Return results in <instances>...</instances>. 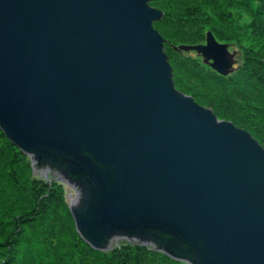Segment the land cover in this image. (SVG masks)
Here are the masks:
<instances>
[{
    "label": "water",
    "instance_id": "95a60500",
    "mask_svg": "<svg viewBox=\"0 0 264 264\" xmlns=\"http://www.w3.org/2000/svg\"><path fill=\"white\" fill-rule=\"evenodd\" d=\"M157 0H0V132L74 193L79 238L184 264H264V149L179 92ZM179 45L216 74L235 53Z\"/></svg>",
    "mask_w": 264,
    "mask_h": 264
},
{
    "label": "trees",
    "instance_id": "16d2710c",
    "mask_svg": "<svg viewBox=\"0 0 264 264\" xmlns=\"http://www.w3.org/2000/svg\"><path fill=\"white\" fill-rule=\"evenodd\" d=\"M220 0H202L201 2H197L195 0H157L156 2H153L152 5H157L158 9H160L163 12V18L161 21L156 22L154 24V28L157 30V32L162 36H169L164 31H162V28L164 30H169L170 28L172 30H175L176 28V21H170L167 22L164 20V17L170 16L174 11L170 9V7H174V10L180 9L178 5L184 4V6H192L196 7L198 12L205 17L212 19L215 24L217 17L223 16V19L221 23V26L219 28H211L214 36L218 40L224 41V43L227 44H233L237 40L240 41L242 37L246 36L248 33V25H244L243 27L240 26L239 22H237V19L230 16V14L227 13V10H224L225 12L221 11V4L219 2ZM228 3H233V1L236 0H225ZM244 2L241 3L239 6V12L243 14L244 12L248 11L251 14L254 15L256 10H253V3L248 0H243ZM171 4V5H170ZM256 14V13H255ZM228 17H227V16ZM227 19H226V17ZM222 18V17H221ZM221 20V19H220ZM264 18L258 15L257 22L260 26V31L256 34V36L259 37V39L264 38V32L261 31V29L264 31ZM162 24V25H161ZM219 24V23H218ZM162 26V28L160 27ZM178 31L176 34H172L170 38H174L173 40L176 41L175 43L178 44H191V45H198V39L199 37L193 38L191 36V39H183V37L189 35L187 31L183 30ZM164 39V38H163ZM165 40V39H164ZM166 40L164 45L166 44ZM264 46V43H263ZM165 48V46H164ZM165 51V50H164ZM166 54V53H165ZM168 57V56H167ZM264 61L262 60H253V63L256 67H259L260 69H264ZM172 68V67H171ZM174 69L172 68V72ZM187 73L190 75V79L195 80L198 85L205 86L207 85V89L209 90L212 86H217L219 91L224 95L227 90L230 92L229 98L232 99L234 96L241 100H245V105L248 106L251 109H254L257 111L260 115L264 116V86H260L258 82H256L254 74L247 73V71L242 70L240 74L237 76V78H227L222 77L215 72L207 71L203 72L196 66L188 65L186 68ZM177 80L179 81L176 76H174L173 72V82L175 85V88L187 95H191L190 97L193 98V100L200 106L204 107H211L212 112L214 115L218 118L219 115L216 111L218 110V105L213 101V99L209 98L205 95H200L197 92H195L192 88H187L183 85H178ZM237 80V81H236ZM252 80V82H250ZM181 84L183 83L180 81ZM243 85H246L247 88L252 90L251 94L248 96H244V87ZM253 91L255 93H253ZM257 92V93H256ZM261 93V94H259ZM226 95V94H225ZM196 99H199V101H196ZM224 100V99H223ZM257 101H261V104H256ZM255 103V104H253ZM263 104V105H262ZM250 105H256L260 107H253ZM251 135V134H250ZM254 139V138H253ZM259 144V143H258ZM264 149V147L262 146ZM0 264H15L16 262H21V256H24L25 254H28L25 256L27 258L28 256H31L30 252H20L19 247L22 246L24 242L29 243L30 238L32 234H29L26 232V227L34 226L37 228L40 233L45 229V224L47 220H50L51 223L49 224V228H57L56 220L52 219V216H58L56 213H59L60 217H57L61 224L60 227L66 228L67 226L69 230H72L74 232V224L72 221V218L69 213V208L64 205L62 202V194L60 193L59 201L57 195L55 205L52 207V210L46 212V214L41 213V207L44 204V201H47V204L53 201H50V196L52 194L48 193L47 195L40 196L38 194V190L42 189V186L45 184H49V182H46L45 179L40 178L32 173L31 166L29 162L25 161L23 157H21V152L18 151L17 148H15L13 145L9 143V141L4 137V135L0 132ZM23 155V154H22ZM19 156V157H18ZM31 177L36 180V184H40L39 186L31 185ZM40 178V179H39ZM42 182V183H41ZM53 182L51 183L52 188L49 189L52 192H55L58 187L62 186L61 183ZM55 184L57 186H55ZM54 186V187H53ZM46 205V203L44 204ZM49 204L46 205V208H49ZM48 213V214H47ZM56 214V215H55ZM59 223V222H58ZM16 228V229H15ZM15 229L14 231H12ZM77 234V233H76ZM14 238V239H13ZM79 238V236H78ZM47 240V238H45ZM80 240V241H79ZM78 240V245L82 247L87 254L94 255L95 257H98L101 259L102 255L109 257L112 256L111 260L115 258L113 256L116 253L117 255L124 256L121 258L120 263L121 264H145L147 261L145 260V251H151L149 248L145 247H139L134 244H125L122 248L126 249L127 253L124 255L117 254L120 248H113L111 251H108L106 253L104 252H98L92 250L90 247H88L80 238ZM77 241V240H76ZM75 243V241H74ZM73 243V244H74ZM73 244L69 245L70 247L73 246ZM59 246L60 242H59ZM6 248V250L3 251V249ZM145 248V249H144ZM48 255H50L49 250ZM6 252V253H5ZM52 252L54 253L55 261L53 264L60 263L62 260V257H64V254H61L59 252V249L57 247L52 249ZM153 252V251H152ZM154 253V252H153ZM156 253V252H155ZM140 256V261L134 262L132 261V255ZM159 255H162L166 257L165 255L161 253H157ZM125 255L127 257H125ZM38 257H41V252L38 253ZM169 259L168 257H166ZM172 262H175L171 259H169ZM113 264V263H112ZM147 264V263H146Z\"/></svg>",
    "mask_w": 264,
    "mask_h": 264
},
{
    "label": "rangeland",
    "instance_id": "374dc122",
    "mask_svg": "<svg viewBox=\"0 0 264 264\" xmlns=\"http://www.w3.org/2000/svg\"><path fill=\"white\" fill-rule=\"evenodd\" d=\"M197 2H201L202 0H195ZM253 3V10H256L254 15L250 12L246 11L243 14L239 12V6L241 5L239 2L243 3V0H236L233 1V3H228L225 0H220L221 4V11L225 12L224 10H227V13L230 14L231 17L237 19V22H239L240 26L243 27L244 25H248V33L246 36L242 37L240 41H236L233 44H227L224 43L222 40L216 39L214 36L211 28H219L221 26V23L223 22V16H218L216 19L217 24L214 23L212 19H209L205 17L203 14L201 15L196 7L192 6H184V4L178 5L180 9L174 10V7H170L174 12L169 16L164 17V20L167 22L170 21H176V28L175 30H172L171 28L169 30H164L162 28V24L160 27L162 28V31H164L166 34H168L170 37L172 34H176L179 29L180 31H187L189 35L186 37L184 36L183 39H191L198 38V44H204L205 43V37L206 34L209 32L212 34V36L215 38V40L220 44H226L229 46V53H235V64L233 65V69H236L234 73L227 76V78H237V76L240 74L242 70L247 71V73L254 74L255 81L259 83L260 86H264V69H260L259 67H256L253 63V60H263L264 61V38L259 39L256 34L260 31L258 20V15L264 18V0H248ZM171 5V4H170ZM242 6V5H241ZM152 7L158 9L157 5H152ZM160 10V9H159ZM227 16V15H226ZM225 16V17H226ZM222 17V18H221ZM228 17V16H227ZM226 17V19H227ZM221 19V20H220ZM222 21V22H220ZM264 23V20H263ZM262 32H264L261 29ZM169 36H163V38L166 40L165 46V53L168 56V61L171 67L174 69V76L179 79L177 80L178 85L186 86L187 88H192L195 92H197L200 95L208 96L209 98L213 99V101L218 105V110L216 111V115L218 113L219 117L218 120H224L231 122L234 126L237 128L243 129L259 143L260 146L264 147V116L260 115L257 111L254 109L249 108L245 105V100H241L234 96L232 99L229 98L230 92L227 90L225 94L223 95L218 87L212 86L209 90L207 89V85H198L195 80L190 79V75L187 73L186 68L189 65L196 66L198 70L200 69L203 72L211 71L212 70L202 62V58L197 56L194 52H183V51H174V48H177L179 45H191V44H178L175 43L174 38H170ZM162 37V36H161ZM264 63V62H263ZM182 81L183 83L181 84ZM237 81V80H236ZM252 82V80H250ZM244 89V96H248L251 94L252 90L247 88L246 85H243ZM253 93H255L253 91ZM257 93V92H256ZM261 94V93H259ZM187 95V94H186ZM191 96V95H187ZM264 98V97H263ZM224 99V100H223ZM196 101H199V99H196ZM261 101H257L256 104H261ZM255 104V103H253ZM263 105V104H262ZM253 107H260V106H254ZM204 107V106H203ZM208 109L212 108L205 107ZM213 111V110H212ZM1 154V152H0ZM21 157L25 159V161L30 163V160L27 156L20 154ZM19 157V156H18ZM31 166V163L30 165ZM40 179V178H39ZM46 182H49V184H45L42 186V189L40 191L38 190V194L40 196L47 195L48 193L52 194L50 196V201H53L48 203L50 206L49 208H46L47 201H44V204L41 207V213L46 214V212L52 210V207L55 205L56 195L58 197L60 193L62 194V202L66 207L69 208L70 202L74 199V193L73 191L68 188L66 185L61 183V187H58V189L55 192H52L51 189V183L52 181L47 180ZM36 180H34L33 177H31V185L39 186L40 184H36ZM42 183V182H41ZM56 183V182H55ZM59 183V182H58ZM57 183V184H58ZM54 187V186H53ZM57 203V202H56ZM48 214V213H47ZM58 216H52V219H57L59 216V213H56ZM55 214V215H56ZM56 220L57 228H49V224L51 223L50 220H47L45 224V229L40 233V231L35 228L34 226L26 227V232L29 234H32L29 243L24 242L22 246L19 247L20 252H30L31 256H28L25 258L26 255L21 256V262H16L15 264H53L55 261L54 253L52 252V249L57 247L59 249V252L61 254H64L65 256L62 257V260L60 263L57 264H121L120 260L124 256L117 255L116 253L113 255L115 258H112V256L106 257L103 256L101 259L98 257H95L94 255L87 254L86 251L78 245V235L76 232L69 230L68 226L67 229L60 227L61 224L60 221ZM59 222V223H58ZM16 229V228H15ZM13 229L12 231H14ZM47 238V240L45 239ZM14 239V238H13ZM77 240V241H76ZM75 241V243H74ZM80 241V240H79ZM59 242L60 245L59 246ZM74 243V244H73ZM124 242L119 243V249L117 254L124 255L127 253L126 249L122 248L125 246L123 244ZM73 244L72 247L69 245ZM128 244V243H127ZM49 254L48 255V251ZM145 249V248H144ZM6 250V248L3 249V251ZM41 252V257H38V253ZM6 253V252H5ZM106 253V252H104ZM132 255V261H140V256L138 255ZM125 257H127L125 255ZM145 260L147 261V264H184L181 262H172L166 257L159 255L157 253H153L152 251H145ZM145 263V264H146Z\"/></svg>",
    "mask_w": 264,
    "mask_h": 264
}]
</instances>
